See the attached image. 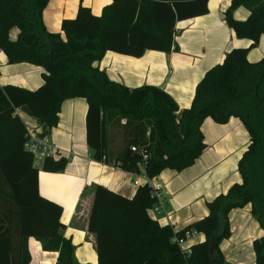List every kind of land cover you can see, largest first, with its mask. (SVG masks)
Returning a JSON list of instances; mask_svg holds the SVG:
<instances>
[{
  "label": "trees",
  "instance_id": "obj_1",
  "mask_svg": "<svg viewBox=\"0 0 264 264\" xmlns=\"http://www.w3.org/2000/svg\"><path fill=\"white\" fill-rule=\"evenodd\" d=\"M48 1L0 0V51L7 63L42 69L36 89L0 87V264H28L29 237L42 250L57 252L55 264H223L219 245L230 236L228 213L246 205L264 232V55L247 60L264 36V0L230 1L225 22L235 37L250 43L230 49L210 67L197 83L190 106L180 111L163 89L141 85L128 93L95 62L107 51L132 57L147 50L170 51L175 23L207 13L208 0H112L99 16L80 5L75 17L61 22L64 38L43 22ZM240 6L248 10L243 20L233 16ZM14 27L17 37L11 40ZM76 97L88 105L86 141L93 158L109 163L106 128L124 120L125 145L114 164L137 174L140 164L149 179L194 163L205 148L201 126L206 118L218 124L238 118L248 132L237 161L241 180L209 200L203 218L179 230L150 217L154 198L148 182L137 185L131 197L94 185L87 229L95 234L97 260L76 261L71 242L62 236V207L39 192V169L26 148V127L15 113L26 106L51 129L58 124L63 101ZM66 164L64 157L49 156L41 170L61 172ZM185 230L204 235L186 256L172 241ZM252 245L254 264H264V235Z\"/></svg>",
  "mask_w": 264,
  "mask_h": 264
},
{
  "label": "crops",
  "instance_id": "obj_2",
  "mask_svg": "<svg viewBox=\"0 0 264 264\" xmlns=\"http://www.w3.org/2000/svg\"><path fill=\"white\" fill-rule=\"evenodd\" d=\"M230 1L208 0L207 13L177 21L172 47L168 52L147 50L140 57H132L107 51L95 65L108 78L128 89L141 85L162 86L174 99L179 111L187 108L205 72L220 63L230 49L246 47L250 43L247 39L235 37L225 22L224 12ZM111 3L112 0H49L43 9V22L49 31L60 32L64 38L61 22L75 17L80 5L90 8L92 14L99 16ZM247 15L248 10L242 6L233 12V16L240 20ZM9 37L15 38L13 29ZM260 45L258 53L249 52L247 55L249 62L257 61L263 54L264 42L261 39ZM41 83V67L29 63L9 64L0 51V87L14 84L36 89ZM87 106L86 100L81 97L63 101L58 124L51 129L33 116L26 106L15 110L26 127L29 140L49 144L53 147L51 155L54 159L64 157L67 160L61 172L41 170L42 162L34 166L39 169L40 194L62 207L61 221L65 224L62 236L71 242L73 257L79 262L97 260L95 234L87 229L94 185H102L131 197L137 188L134 181L143 183L141 173L128 172L114 164L125 145L121 128L124 120L119 124H109L106 128L109 163L93 158L86 141ZM201 129L205 148L194 163L181 171L165 169L152 179L153 184L161 186L169 219L166 215L156 217L151 212L149 215L160 225L170 224L174 230L203 218L208 212L206 203L240 181L237 180L236 162L248 143V132L243 123L235 117L224 124L206 118ZM228 220L232 232L247 228L255 231L259 227L250 213L249 205L230 210ZM262 235L264 232L260 228L257 236ZM202 240L204 235L198 233L188 244L193 245ZM226 241L229 248L234 246L233 238ZM27 247L31 257L28 264H55L57 252L42 250L34 237L28 238Z\"/></svg>",
  "mask_w": 264,
  "mask_h": 264
},
{
  "label": "rangeland",
  "instance_id": "obj_3",
  "mask_svg": "<svg viewBox=\"0 0 264 264\" xmlns=\"http://www.w3.org/2000/svg\"><path fill=\"white\" fill-rule=\"evenodd\" d=\"M12 29L15 31V38H16L17 28L14 27ZM12 29L9 31L10 35L12 34ZM15 38L11 40H14ZM260 39L262 42H264V36H261ZM260 39L257 45L254 48H252L249 52L258 53L261 50ZM262 55H264V52L259 56V59L262 57ZM42 161L43 160L34 159V164L39 165L41 164ZM236 172L239 177L237 180L239 179L241 180V176L237 169V162H236ZM229 226H230V236L227 239H224L219 245V249L224 258L223 264H254L255 256H254V250L252 244H253V240L256 237H259L257 236V234L260 229V226L256 228L255 231L249 230V228H247L245 230H240V231L236 229L234 232H232V226L230 223ZM229 238H233L234 241V246H232L231 248H229V246L226 244L227 242L226 240H229Z\"/></svg>",
  "mask_w": 264,
  "mask_h": 264
},
{
  "label": "built area",
  "instance_id": "obj_4",
  "mask_svg": "<svg viewBox=\"0 0 264 264\" xmlns=\"http://www.w3.org/2000/svg\"><path fill=\"white\" fill-rule=\"evenodd\" d=\"M26 148L33 154L34 159L43 160L46 157L52 156L53 147L47 143H38L33 140H28L26 143ZM131 149L134 151L135 148L132 146ZM143 182H148L151 186V197L154 198V203L148 209L154 216L160 217L166 215L169 219V210L165 206L163 192L161 191V186L158 184H153L152 179L147 178L144 174H142ZM140 182L138 180L134 181V185H139ZM170 225V224H168ZM171 226V225H170ZM172 227V226H171ZM198 232L195 230H185L181 237H172V241L175 242L183 255H189L191 253V246L188 243L193 240L195 236H197Z\"/></svg>",
  "mask_w": 264,
  "mask_h": 264
},
{
  "label": "water",
  "instance_id": "obj_5",
  "mask_svg": "<svg viewBox=\"0 0 264 264\" xmlns=\"http://www.w3.org/2000/svg\"><path fill=\"white\" fill-rule=\"evenodd\" d=\"M160 89H162V86L160 87ZM126 92H130V89H128V88H126ZM139 170H140V173L141 174H144V170H143V168L141 167V165L139 164ZM212 249V248H211Z\"/></svg>",
  "mask_w": 264,
  "mask_h": 264
}]
</instances>
